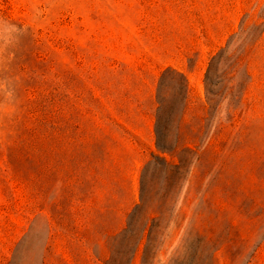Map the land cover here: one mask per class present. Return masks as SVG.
<instances>
[{
  "label": "rangeland",
  "instance_id": "374dc122",
  "mask_svg": "<svg viewBox=\"0 0 264 264\" xmlns=\"http://www.w3.org/2000/svg\"><path fill=\"white\" fill-rule=\"evenodd\" d=\"M0 264H264V0H0Z\"/></svg>",
  "mask_w": 264,
  "mask_h": 264
}]
</instances>
